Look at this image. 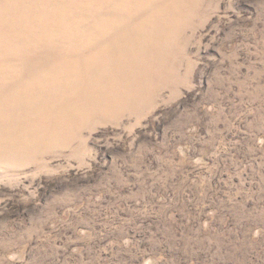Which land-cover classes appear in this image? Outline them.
Listing matches in <instances>:
<instances>
[{"label": "rangeland", "instance_id": "rangeland-1", "mask_svg": "<svg viewBox=\"0 0 264 264\" xmlns=\"http://www.w3.org/2000/svg\"><path fill=\"white\" fill-rule=\"evenodd\" d=\"M6 8L0 264H264V0Z\"/></svg>", "mask_w": 264, "mask_h": 264}, {"label": "bare ground", "instance_id": "bare-ground-1", "mask_svg": "<svg viewBox=\"0 0 264 264\" xmlns=\"http://www.w3.org/2000/svg\"><path fill=\"white\" fill-rule=\"evenodd\" d=\"M4 12H7V13L0 12V23H5V21L7 20L8 17L16 18L18 16H21V17L26 18L28 20L32 19L31 12H30V10H27V9L26 10H21V9L8 8ZM25 12H27V13L25 14Z\"/></svg>", "mask_w": 264, "mask_h": 264}]
</instances>
